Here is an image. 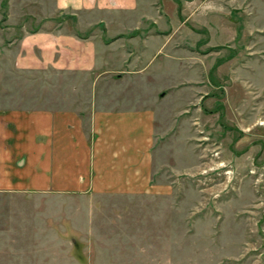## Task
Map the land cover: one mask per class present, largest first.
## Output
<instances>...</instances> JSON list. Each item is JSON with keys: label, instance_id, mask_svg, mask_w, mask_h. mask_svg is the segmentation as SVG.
<instances>
[{"label": "rangeland", "instance_id": "rangeland-1", "mask_svg": "<svg viewBox=\"0 0 264 264\" xmlns=\"http://www.w3.org/2000/svg\"><path fill=\"white\" fill-rule=\"evenodd\" d=\"M53 1L0 0V49L42 28L74 31L76 22L55 14ZM194 12L188 25L196 33L183 35L191 59L168 58L170 44L162 51V76L151 85L168 91L162 107L175 136L162 137V147L181 156L162 157L168 192L0 195V264H16L52 233L66 236L65 248L83 252L88 264H264V0H202ZM93 26L87 23L82 36ZM9 58L1 64L0 57V106L63 107L88 99L89 78L18 69ZM74 88L84 96H68ZM186 131L189 137L180 138Z\"/></svg>", "mask_w": 264, "mask_h": 264}, {"label": "crops", "instance_id": "crops-1", "mask_svg": "<svg viewBox=\"0 0 264 264\" xmlns=\"http://www.w3.org/2000/svg\"><path fill=\"white\" fill-rule=\"evenodd\" d=\"M201 1L54 0V13L76 22L74 31L42 28L17 39L13 48L2 47L0 57L12 56L15 68L74 72V77L80 74L78 82L89 78L91 89L82 105L0 106V195L167 193L162 157L181 156L162 147V137L175 136L162 107L168 91L151 85L162 76V51L170 44L168 58L191 59L183 50L191 49L183 35L194 32L188 22ZM170 19L174 21L167 28ZM87 23L94 25L93 34L84 37ZM100 23L103 29L96 28ZM157 59L159 68L150 71ZM76 92L82 94L74 88L68 96H84ZM182 121L187 124L188 118ZM45 238L37 243L46 244L33 245L16 264H88L83 252L65 248L70 240L63 234Z\"/></svg>", "mask_w": 264, "mask_h": 264}]
</instances>
